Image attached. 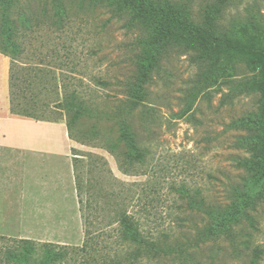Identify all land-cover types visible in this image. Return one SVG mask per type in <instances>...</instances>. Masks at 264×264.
<instances>
[{
    "label": "rangeland",
    "instance_id": "rangeland-1",
    "mask_svg": "<svg viewBox=\"0 0 264 264\" xmlns=\"http://www.w3.org/2000/svg\"><path fill=\"white\" fill-rule=\"evenodd\" d=\"M135 1L0 0V50L14 60L19 108L65 124L64 93L89 104L73 111L67 153L0 146V264H34L4 255L22 238L35 243V257L45 242L65 252L55 264H247L244 242L264 244V98L237 84L264 81V0H225L217 13L220 35L248 46L230 59L202 54L178 32L157 41L156 21L137 3L151 0ZM215 1L154 3L179 5L198 25ZM199 55L208 67L203 82ZM146 65L140 103L126 91ZM132 112L146 150L140 162L122 163L125 173L109 148L124 142ZM236 118L244 129L229 127ZM236 155L250 165L239 168ZM177 184L205 201L188 204L169 188ZM122 212L143 234L169 235L158 258L130 256Z\"/></svg>",
    "mask_w": 264,
    "mask_h": 264
},
{
    "label": "trees",
    "instance_id": "trees-1",
    "mask_svg": "<svg viewBox=\"0 0 264 264\" xmlns=\"http://www.w3.org/2000/svg\"><path fill=\"white\" fill-rule=\"evenodd\" d=\"M126 1V0H125ZM136 2L135 0H132ZM225 0H216L215 2L208 4L205 6L203 10V14L198 25L189 22V14L185 9H182L179 5L173 6L172 4H166L164 6H158L154 3V0L151 1H140L137 2L140 4L142 11L150 18L156 21V29L154 31V36L157 41H161L167 38L172 32H178L185 37L190 38L197 48L201 51L202 54L210 53L218 57H225L227 59L237 57L241 54L245 53V47H248L247 44H244L242 41L234 40L232 38H226L224 35H220L218 31L217 24H216V17L217 13L220 11L222 5L224 4ZM1 53L5 54L3 51L0 50ZM6 55V54H5ZM9 58H11L9 56ZM195 59L198 62H201L199 65V74L202 75L200 81H204L208 79V74L205 73L206 69L208 68L203 56L199 55L196 56ZM12 62L14 61L11 58ZM203 62V63H202ZM150 66L146 65L143 67L142 71L138 70L137 75L133 79L132 83L128 84V90L126 91L129 97L137 100L138 102L142 103L143 99L139 98V91H143V83L148 80V73ZM205 68V70H204ZM232 69V67H231ZM13 71V68H12ZM206 74V76H205ZM195 76V81L198 82L199 80ZM247 81V79H246ZM245 79H241L238 81V86H243L245 88L247 84L257 91H260L264 98V81L258 82L252 80L254 83H248ZM252 85V86H251ZM12 87H13V99L17 103V112L18 114L30 117L35 119V117L31 114H26L19 108V101H17L16 91V75L13 73L12 77ZM247 88V87H246ZM87 101H84V98L78 97L75 92H67L64 93L62 101L59 103L60 109L65 112V124L67 128V135L69 138L73 139L75 136L73 135V129L76 126V113L73 111H77L78 109H82L87 104ZM43 120V119H38ZM49 121H57V119H50ZM242 121L241 119H234L229 123V127H236V128H243V124L238 122ZM134 122V115L133 112L130 113L129 119L127 121V136L124 142H121L119 145H112L110 146L109 150L114 152L117 162L119 163V168L123 172L128 171V167L134 164L131 162L132 160L141 161L145 154L146 148L140 144L138 139V132L136 127H133ZM263 128L261 129V144H263V154H264V106L262 107V121ZM136 132V134H135ZM244 135V134H243ZM243 135H239L237 139L243 137ZM84 139H80V142L83 143ZM234 147L237 148L238 146L234 144ZM118 151V152H117ZM124 158L123 162L121 158ZM235 165H237L242 170L247 168L250 165V161L244 155H236L233 157ZM131 162V163H129ZM125 164V166L123 164ZM171 190L172 188L175 190V194L179 196L180 199L186 200L188 204L191 203L194 199H199V201H205L204 197L196 191L195 194H191L189 189L185 186V184H177L169 187ZM236 189V184L230 185V189L228 190L227 198L230 196L229 193ZM228 200V199H227ZM224 205L227 206L226 203L224 204H216V203H209L208 208L210 210H217L221 209ZM180 208V207H178ZM118 222L120 224V239L121 241L129 246L131 251V257L134 259L137 258H146L148 260L158 258V251L157 249L160 248L162 245L161 242L164 243L169 242L170 239L168 234L163 235H150L148 236L147 233L143 234V232L138 229V224L134 220L131 215L126 214L125 212L120 213ZM181 222V220H180ZM174 242H177L175 239ZM244 246L250 247V255L249 261L247 264H264V244L253 243L249 240L245 241ZM37 248L35 243L30 239H19L14 247L6 249L4 251V255L6 259L10 261H14L15 263L23 262L24 259H29L33 261L34 264H55L61 261L64 256L65 252L56 249L53 243L45 242L41 247V255L39 257L36 256ZM25 256H27L25 258Z\"/></svg>",
    "mask_w": 264,
    "mask_h": 264
},
{
    "label": "crops",
    "instance_id": "crops-1",
    "mask_svg": "<svg viewBox=\"0 0 264 264\" xmlns=\"http://www.w3.org/2000/svg\"><path fill=\"white\" fill-rule=\"evenodd\" d=\"M12 68L11 58L0 52V146L67 153L73 143L63 122L34 120L18 114L13 99Z\"/></svg>",
    "mask_w": 264,
    "mask_h": 264
}]
</instances>
